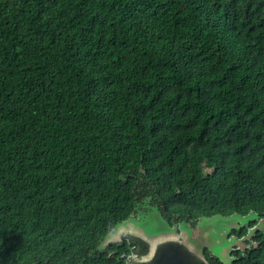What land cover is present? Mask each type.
Masks as SVG:
<instances>
[{
  "label": "trees",
  "instance_id": "16d2710c",
  "mask_svg": "<svg viewBox=\"0 0 264 264\" xmlns=\"http://www.w3.org/2000/svg\"><path fill=\"white\" fill-rule=\"evenodd\" d=\"M150 197L264 221V0H0V264H128Z\"/></svg>",
  "mask_w": 264,
  "mask_h": 264
},
{
  "label": "rangeland",
  "instance_id": "374dc122",
  "mask_svg": "<svg viewBox=\"0 0 264 264\" xmlns=\"http://www.w3.org/2000/svg\"><path fill=\"white\" fill-rule=\"evenodd\" d=\"M207 172L211 170L207 169ZM173 218V217H171ZM253 215L242 217L232 214L228 217H202L197 221L180 219L173 224L160 210L157 199L151 197L142 201L136 213L128 221L112 229L100 243L105 249L111 243L127 241L133 246V254L128 264H203L204 249L219 257L225 264H231V252L235 249L245 251L255 231L264 229L260 220L249 229ZM247 226L248 235L238 238L231 235L233 230Z\"/></svg>",
  "mask_w": 264,
  "mask_h": 264
}]
</instances>
